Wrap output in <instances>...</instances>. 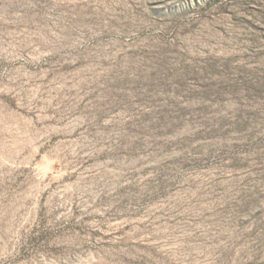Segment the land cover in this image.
I'll return each mask as SVG.
<instances>
[{
	"label": "rangeland",
	"instance_id": "obj_1",
	"mask_svg": "<svg viewBox=\"0 0 264 264\" xmlns=\"http://www.w3.org/2000/svg\"><path fill=\"white\" fill-rule=\"evenodd\" d=\"M0 264H264V0H0Z\"/></svg>",
	"mask_w": 264,
	"mask_h": 264
}]
</instances>
